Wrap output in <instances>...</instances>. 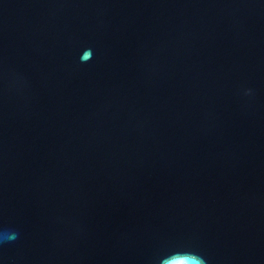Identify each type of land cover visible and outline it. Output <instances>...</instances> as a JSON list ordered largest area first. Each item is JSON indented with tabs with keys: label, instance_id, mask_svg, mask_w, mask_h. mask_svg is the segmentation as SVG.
Wrapping results in <instances>:
<instances>
[{
	"label": "water",
	"instance_id": "obj_1",
	"mask_svg": "<svg viewBox=\"0 0 264 264\" xmlns=\"http://www.w3.org/2000/svg\"><path fill=\"white\" fill-rule=\"evenodd\" d=\"M0 264H264V0H0Z\"/></svg>",
	"mask_w": 264,
	"mask_h": 264
}]
</instances>
